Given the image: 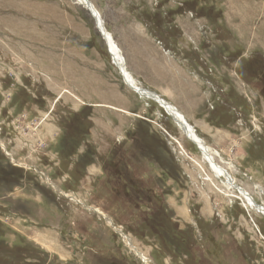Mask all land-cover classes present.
I'll use <instances>...</instances> for the list:
<instances>
[{
	"label": "rangeland",
	"instance_id": "1",
	"mask_svg": "<svg viewBox=\"0 0 264 264\" xmlns=\"http://www.w3.org/2000/svg\"><path fill=\"white\" fill-rule=\"evenodd\" d=\"M89 1L108 32L138 30L197 79L201 102L152 77L264 206L263 15L234 34L197 19L207 0ZM96 21L79 0H0V264H146L135 249L151 264H264V216L130 88ZM112 38L141 86L146 63Z\"/></svg>",
	"mask_w": 264,
	"mask_h": 264
},
{
	"label": "crops",
	"instance_id": "2",
	"mask_svg": "<svg viewBox=\"0 0 264 264\" xmlns=\"http://www.w3.org/2000/svg\"><path fill=\"white\" fill-rule=\"evenodd\" d=\"M208 3H211L212 5L211 10L213 12V15L208 16L209 9L207 7L206 9H204L205 12H201V16H199V18L197 19L207 21L209 20L211 22L217 21V23L220 24L222 28L228 29V31H233L235 34L236 21L238 25L237 27H239L240 31L244 32L246 27L244 21L247 13L251 15V20H253L255 17L259 18L262 14L263 17L257 20H261L260 35L264 37V10H261L260 8L256 9V13L253 15L254 5L264 4V0H207V5ZM239 18L241 20L240 23H238ZM133 33L134 35H126L128 39L124 41L122 39H119L118 36H115L113 31L111 32L112 36L117 38V43L124 53L127 54V52L130 51L137 62L138 60H140L146 63L148 68L140 70L141 73L139 71V76H147L149 80H143L141 86L144 87V85L146 84L145 86L147 87L144 88H147L150 91H154L156 93L161 92L162 89L154 90L156 89V86L153 87V85L156 82L152 80V77H165L167 78L168 83L172 82V85L174 83L175 85L182 84V86H184L183 92L185 100L194 99V101L196 102H201L204 99V94L200 92L201 88L200 86H198V81L196 78H193L188 73H185L183 67L178 65L177 62H174L170 58L168 53L164 49H162V47H160L152 38L140 34L138 30L133 31ZM240 35L244 36V33H240ZM127 66L126 69L130 73V75L132 77H136L135 70L130 69ZM178 77H180V81ZM182 77H184V79ZM164 90L167 91V89ZM158 94L160 95V93ZM118 108L125 110L121 106H119ZM183 114L188 119L191 118L190 115H187L188 113Z\"/></svg>",
	"mask_w": 264,
	"mask_h": 264
},
{
	"label": "bare ground",
	"instance_id": "3",
	"mask_svg": "<svg viewBox=\"0 0 264 264\" xmlns=\"http://www.w3.org/2000/svg\"><path fill=\"white\" fill-rule=\"evenodd\" d=\"M79 3L83 4L85 7H87L89 10L91 9L92 12H96L97 15V25L108 45V49L110 50L111 54L114 57V60L116 61V65L120 71L125 75V80L128 81L130 84V88L137 92L139 95H143L147 97L148 99L155 101L158 103L159 106L163 108V110L172 118L173 122L183 131L184 135L188 137V139L193 142L197 146V148L201 151V157L202 161H204L208 168L210 169V172L213 174L214 177H220L223 178L224 182L221 184L223 187H225L228 190V194L232 197L239 199L242 201V206L244 208H251L254 209L256 212L260 213V215L264 216V206L257 204V202L253 199V196L250 195V193L244 189L243 187L239 186L236 183V180L232 175L229 173L228 169L222 165H218L215 161V158L217 156V152L214 151L212 148H210L209 145H206L204 141L198 136L196 133V130L194 129V126L188 122V118L180 111L178 110L174 105H172L170 102L165 100L161 95L154 91H150L147 88H144L142 86H139L134 78L130 75V73L127 71L125 66L124 57L121 55V51L117 44L114 42L112 35L110 32H108L104 26L100 18H98V12L95 10L94 6L91 4L89 0H79ZM125 82V81H124ZM163 131V130H162ZM3 145V144H2ZM181 148V147H180ZM196 164L201 168V165L196 162ZM36 172V171H35ZM213 178V177H212ZM235 189L236 191H234ZM231 190V191H230ZM232 191L236 192V195L231 193ZM63 194L68 197V199H72L77 203H81L78 199H76L72 194H66L65 192H62ZM86 209H93L94 212L98 213L100 216H102L104 219H106L109 224H111V227L114 230H120L117 227H115L112 224V219L109 218L102 210H100L97 207H91L89 205L83 206ZM260 231V230H259ZM122 232V231H121ZM122 237L124 238V242L131 248L134 249V245L132 244V239H129L127 235L123 234ZM134 247V248H133ZM138 256L142 259V261H145L147 264L148 259L144 254L138 253V249H135Z\"/></svg>",
	"mask_w": 264,
	"mask_h": 264
},
{
	"label": "built area",
	"instance_id": "4",
	"mask_svg": "<svg viewBox=\"0 0 264 264\" xmlns=\"http://www.w3.org/2000/svg\"><path fill=\"white\" fill-rule=\"evenodd\" d=\"M160 128L164 131V132H166L165 130H164V128L163 127H161L160 126ZM128 248H130V247H128ZM131 249V248H130ZM132 250V249H131ZM133 251V250H132ZM136 254V253H135ZM140 259V258H139ZM141 260V259H140ZM142 261V260H141ZM143 262V261H142ZM143 264H144V262H143ZM147 264H151L150 262H147Z\"/></svg>",
	"mask_w": 264,
	"mask_h": 264
},
{
	"label": "water",
	"instance_id": "5",
	"mask_svg": "<svg viewBox=\"0 0 264 264\" xmlns=\"http://www.w3.org/2000/svg\"><path fill=\"white\" fill-rule=\"evenodd\" d=\"M90 11L92 12V10H91V9H90ZM92 14H93V15H97V13H96V12H92Z\"/></svg>",
	"mask_w": 264,
	"mask_h": 264
}]
</instances>
